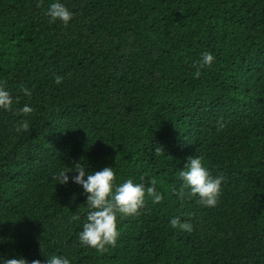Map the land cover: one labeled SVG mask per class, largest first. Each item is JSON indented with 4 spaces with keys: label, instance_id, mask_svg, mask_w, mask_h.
I'll list each match as a JSON object with an SVG mask.
<instances>
[{
    "label": "trees",
    "instance_id": "obj_1",
    "mask_svg": "<svg viewBox=\"0 0 264 264\" xmlns=\"http://www.w3.org/2000/svg\"><path fill=\"white\" fill-rule=\"evenodd\" d=\"M50 2L0 0V86L13 101L0 110V254L264 264V0H61L66 25L49 22ZM191 156L223 177L214 207L182 188ZM78 162L161 194L118 214L102 252L77 239L86 194L54 178ZM174 216L191 231L171 228Z\"/></svg>",
    "mask_w": 264,
    "mask_h": 264
},
{
    "label": "clouds",
    "instance_id": "obj_2",
    "mask_svg": "<svg viewBox=\"0 0 264 264\" xmlns=\"http://www.w3.org/2000/svg\"><path fill=\"white\" fill-rule=\"evenodd\" d=\"M45 15L49 22L60 21L67 24L73 13L65 7L61 0H52L47 6ZM214 57L209 52H203L198 64L201 68L209 67ZM199 75V71L196 73ZM62 77L56 76L55 82L59 84ZM25 96H31V91L22 89ZM12 97L9 91L0 86V110H8L12 104ZM20 111L31 113L30 105L25 104ZM27 122H20L17 132L26 131ZM69 173H75L68 175ZM115 173L113 167L105 166L98 171H88L82 163H75L72 168H63L56 175L55 179L59 184L66 185L71 181L83 190L86 194V207L88 211L84 217L81 230L77 233V239L81 246L95 249L102 252L107 246L114 245L119 235L117 230V215L121 217L135 215L145 205V198L151 197L153 203L161 200V194L155 187V181L149 180L148 186L144 183H135L131 178L123 180L119 184L114 183ZM179 177L182 181V188L188 189V194L197 197L199 204L205 207H214L220 194L223 177L213 176L203 166L199 156L186 158L184 168L180 171ZM183 194V193H181ZM78 213H74L72 220H79ZM171 228L179 227L181 230L191 231V224L182 222L179 217H172L169 220ZM0 264H29L23 256L6 257L0 254ZM30 264H41L39 259H33ZM45 264H70V260L63 255L52 254L46 257Z\"/></svg>",
    "mask_w": 264,
    "mask_h": 264
}]
</instances>
